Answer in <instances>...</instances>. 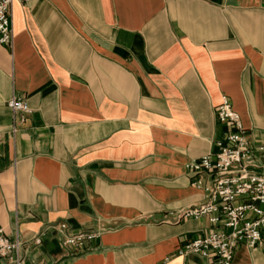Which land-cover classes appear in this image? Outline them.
Segmentation results:
<instances>
[{"label": "crops", "instance_id": "0c3cea01", "mask_svg": "<svg viewBox=\"0 0 264 264\" xmlns=\"http://www.w3.org/2000/svg\"><path fill=\"white\" fill-rule=\"evenodd\" d=\"M10 26L0 229L23 264H213L178 254L207 218L173 215L205 200L206 173L186 165L224 138L221 96L264 139V0H12ZM78 232L96 237L62 246ZM231 264H264V247L238 246Z\"/></svg>", "mask_w": 264, "mask_h": 264}, {"label": "built area", "instance_id": "2783aa9c", "mask_svg": "<svg viewBox=\"0 0 264 264\" xmlns=\"http://www.w3.org/2000/svg\"><path fill=\"white\" fill-rule=\"evenodd\" d=\"M28 2L29 0H21ZM12 0H0V44L10 45ZM7 107L13 112L29 111L25 101L12 97ZM220 123L227 126L224 138L216 141L217 151L186 165L191 172H204L207 183L202 189L205 200L199 204L183 208L173 215L175 221L183 218H207L213 229L188 241L178 250L181 256L199 255L211 258L213 264H231L235 249L264 247V175L254 171L253 154L264 157V139L252 143L242 127L238 114L233 111L226 96H221L216 108ZM197 185L202 184L199 180ZM64 231L65 225H59ZM96 237L93 233L78 232L65 234L61 244L67 248L82 249L85 243ZM39 244L40 238L33 239ZM24 243L19 239L9 240L0 229V260L3 264H23L20 252Z\"/></svg>", "mask_w": 264, "mask_h": 264}]
</instances>
